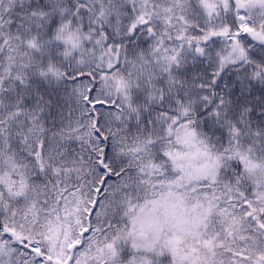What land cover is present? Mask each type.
I'll list each match as a JSON object with an SVG mask.
<instances>
[{
  "label": "snow or ice",
  "instance_id": "snow-or-ice-1",
  "mask_svg": "<svg viewBox=\"0 0 264 264\" xmlns=\"http://www.w3.org/2000/svg\"><path fill=\"white\" fill-rule=\"evenodd\" d=\"M0 264H264V0H0Z\"/></svg>",
  "mask_w": 264,
  "mask_h": 264
}]
</instances>
